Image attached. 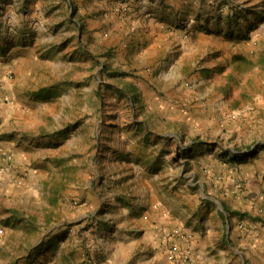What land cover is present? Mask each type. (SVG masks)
<instances>
[{"label": "rangeland", "instance_id": "rangeland-1", "mask_svg": "<svg viewBox=\"0 0 264 264\" xmlns=\"http://www.w3.org/2000/svg\"><path fill=\"white\" fill-rule=\"evenodd\" d=\"M114 1L0 0V141L30 152L17 174L0 161V264L143 257L141 230L119 224L162 195L176 207L186 196L188 212L177 217L190 255L206 224L219 220L212 241L232 239L214 159L264 147V0H186L194 22L181 16L169 28L193 45L178 84L205 111L183 119L164 116L151 84H132L141 77L121 53L127 26ZM171 90L158 87L161 101Z\"/></svg>", "mask_w": 264, "mask_h": 264}, {"label": "crops", "instance_id": "crops-1", "mask_svg": "<svg viewBox=\"0 0 264 264\" xmlns=\"http://www.w3.org/2000/svg\"><path fill=\"white\" fill-rule=\"evenodd\" d=\"M120 2L121 0L114 1L111 8L114 11L112 13L119 16L123 26H127V30L123 31L126 48L121 53L123 56L128 55L130 59L131 63L126 65L127 68L141 77L136 78L132 84L141 87V82L145 80L155 87V104L160 111H163L167 119H183L188 114L205 111L202 106L201 108L192 107L197 106V103L192 104L193 95L188 90L183 91L182 86L178 84L182 67L187 62L186 57L193 49V45L186 42L179 43L176 39L177 32L173 33L169 29L171 24H176L181 16L194 22L192 19L194 12L189 10L193 6H190L186 0H128L125 3L126 8L120 5L127 11L118 14L115 9L121 4ZM193 3L195 4L196 1L194 0ZM199 21L202 23L201 20ZM108 27H110L109 24L103 26L104 29ZM205 38L203 33L198 34L197 39L200 42L205 41ZM124 61L127 62V60ZM159 86L174 89L169 92V101H161ZM197 96H201V93ZM261 104L263 103L260 102L259 106L264 113V106ZM2 105L0 103V111L4 110ZM214 110L216 109L210 112ZM261 110L257 107V112ZM250 114L251 117L242 118L248 122L255 116L254 112ZM16 142L3 144L0 141V161L9 163L14 174L15 172L17 174L18 168H21L20 165L28 161L27 158L30 157L29 150ZM253 148L254 145L241 149L230 147L227 150L229 161L223 165L221 162L219 164L217 158L214 159L217 175L223 177V182H220L218 187L223 188L224 191L219 194V198L222 215L226 221H228L227 215L229 216L232 239L229 240L227 237L226 241L220 242L216 238L212 241L210 238L213 234H217L219 220L215 225L206 224L210 226H204L202 236L197 235L191 241L194 264H264V147L252 155ZM29 176L27 175L26 178ZM178 196L180 197V194ZM210 198L213 199V197ZM152 201L149 209L143 210L137 219L134 218V223H129L127 220L126 223L119 224L127 229L131 227V230H141L142 234L139 235L138 240L144 241L147 245L143 251L144 256L129 260L122 258L115 264H173L168 254H163V249L166 253V250L169 252L171 247L180 248V240L175 230L181 229L183 219L177 216L179 214L184 216L188 212L186 196L182 195L179 198L177 207L167 202L163 195L155 197ZM131 216H135L134 213ZM161 230L168 235L166 239H162ZM239 235L241 237H238ZM133 239L131 236L130 252L134 249ZM231 243H236L237 247L243 249L244 255L236 256L238 250L229 245ZM125 254L126 251L122 252L121 257Z\"/></svg>", "mask_w": 264, "mask_h": 264}, {"label": "built area", "instance_id": "built-area-1", "mask_svg": "<svg viewBox=\"0 0 264 264\" xmlns=\"http://www.w3.org/2000/svg\"><path fill=\"white\" fill-rule=\"evenodd\" d=\"M175 234L178 237L183 238L181 230H175ZM162 237L166 239L168 235L166 233H162ZM189 251L190 249H188L187 247L179 248L174 246L169 249V252L168 250H166V254H168L167 256L173 264H194L192 255H190ZM163 252L165 253V249L163 250Z\"/></svg>", "mask_w": 264, "mask_h": 264}, {"label": "trees", "instance_id": "trees-1", "mask_svg": "<svg viewBox=\"0 0 264 264\" xmlns=\"http://www.w3.org/2000/svg\"><path fill=\"white\" fill-rule=\"evenodd\" d=\"M43 91H44V90H40V91H38L37 94H42ZM224 210L227 211V210L225 209V207H224Z\"/></svg>", "mask_w": 264, "mask_h": 264}]
</instances>
